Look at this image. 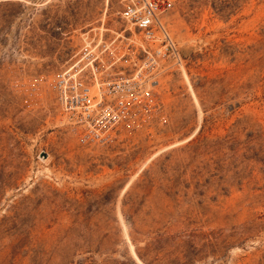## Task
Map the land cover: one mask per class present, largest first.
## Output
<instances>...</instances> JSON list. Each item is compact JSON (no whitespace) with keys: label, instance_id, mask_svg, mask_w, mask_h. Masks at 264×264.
<instances>
[{"label":"rangeland","instance_id":"obj_1","mask_svg":"<svg viewBox=\"0 0 264 264\" xmlns=\"http://www.w3.org/2000/svg\"><path fill=\"white\" fill-rule=\"evenodd\" d=\"M120 7L0 0V264H264L263 167L198 146L264 129V0H173L165 20L199 108L171 68L159 123L83 146L46 78L86 33L121 31Z\"/></svg>","mask_w":264,"mask_h":264},{"label":"built area","instance_id":"obj_2","mask_svg":"<svg viewBox=\"0 0 264 264\" xmlns=\"http://www.w3.org/2000/svg\"><path fill=\"white\" fill-rule=\"evenodd\" d=\"M124 28L110 40L86 33L78 51L46 78V89L83 146H106L161 121L160 77L185 61L165 16L173 0H119Z\"/></svg>","mask_w":264,"mask_h":264},{"label":"trees","instance_id":"obj_3","mask_svg":"<svg viewBox=\"0 0 264 264\" xmlns=\"http://www.w3.org/2000/svg\"><path fill=\"white\" fill-rule=\"evenodd\" d=\"M206 150H211L213 155L220 153L221 149L229 151L230 157L233 161L240 162L239 164L246 163L249 167L250 163L261 165L264 169V129L259 128L245 134L243 140H239L237 137L225 136L218 138L212 142H207L198 145ZM217 164V163H216ZM220 169L221 166L217 164ZM234 169L238 170V164L234 166ZM244 170H234V174L237 178L241 177ZM239 183V182H238ZM240 185L241 180H240Z\"/></svg>","mask_w":264,"mask_h":264},{"label":"bare ground","instance_id":"obj_4","mask_svg":"<svg viewBox=\"0 0 264 264\" xmlns=\"http://www.w3.org/2000/svg\"><path fill=\"white\" fill-rule=\"evenodd\" d=\"M183 70H184V69H183ZM183 77L187 80V82L189 83L190 89L192 90L191 83H190V81H189V78H188V76H187L185 70L183 71ZM192 94H193L194 101H195L197 107L199 108V105H198V102H197V99H196V96H195L193 90H192ZM198 110H199V120L201 121L202 113H201L200 109H198ZM198 130H199V127H198L197 130L193 133V135H191L190 137H188L187 139L183 140V141L180 142V143H177V144L171 145L170 147H168V148H166V149L173 148V147H176V146H178V145H180V144H183V143H186V142L190 141V140H191V139L197 134ZM166 149H163L162 151L157 152L152 158L158 156L159 154H161V153H162L164 150H166ZM132 250H133V248H132ZM134 257H135L136 260L139 262V260H138V258L136 257L135 254H134Z\"/></svg>","mask_w":264,"mask_h":264}]
</instances>
